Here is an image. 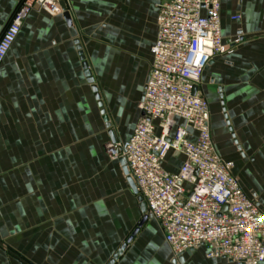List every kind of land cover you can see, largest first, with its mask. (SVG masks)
<instances>
[{
	"label": "crops",
	"instance_id": "crops-1",
	"mask_svg": "<svg viewBox=\"0 0 264 264\" xmlns=\"http://www.w3.org/2000/svg\"><path fill=\"white\" fill-rule=\"evenodd\" d=\"M19 1L0 0V33ZM159 2L68 0L70 25L63 14L46 11H32L23 22L0 66V264H108L123 245L118 236L112 239L102 208L89 206L92 199L80 187L74 164L78 143L98 139L96 120L105 127L102 144L110 141L109 130L115 140L129 138L139 120ZM235 15L241 19L232 21ZM220 23L223 39L238 37L239 43L232 54L210 61L200 90L209 104L217 153L233 163L241 188L264 212V0H221ZM98 61L101 74L93 69ZM99 75L115 78L113 94ZM209 95L216 97L220 117ZM105 116L113 127H106ZM94 151L88 153L92 162ZM183 162L182 155L169 153L163 168L175 173ZM108 168L115 179L122 175L118 190L126 185L142 214L124 163L112 161ZM119 200V208L128 204L125 196ZM144 225L113 264H233L206 259L204 247L175 259L159 225L141 231Z\"/></svg>",
	"mask_w": 264,
	"mask_h": 264
},
{
	"label": "built area",
	"instance_id": "built-area-1",
	"mask_svg": "<svg viewBox=\"0 0 264 264\" xmlns=\"http://www.w3.org/2000/svg\"><path fill=\"white\" fill-rule=\"evenodd\" d=\"M61 3L68 11V0L18 2L0 34V66L27 16L62 15ZM220 8L221 0H160L140 118L129 138L107 141L104 151L109 160L124 163L175 259L204 247L208 260L264 264V212L241 188L233 163L217 153L200 90L210 61L232 54L239 43L238 37L223 39ZM169 153L184 157L175 173L163 168Z\"/></svg>",
	"mask_w": 264,
	"mask_h": 264
},
{
	"label": "rangeland",
	"instance_id": "rangeland-1",
	"mask_svg": "<svg viewBox=\"0 0 264 264\" xmlns=\"http://www.w3.org/2000/svg\"><path fill=\"white\" fill-rule=\"evenodd\" d=\"M94 56L96 57V54ZM93 64H94L93 66H95L93 68L95 73H97L98 71V74L99 73L101 74L103 71H100V69L103 67L99 63V61L98 63L95 62ZM92 78L94 79V77ZM210 78H211V74L207 70L203 77V81L205 85L207 84ZM114 79H115L114 77H107V76L105 77V75L103 76L99 75V77L97 78V80L100 82L102 87L107 89V91L110 90L112 94L113 92H115ZM132 82H133L132 84L135 85L134 84L135 81H133V79ZM209 102L211 107L213 108L212 109L213 114L215 113L220 117V109L216 97L209 95ZM109 123H110V128L113 127L112 122L109 121ZM103 125L104 124L101 122V119L96 120L95 136H97L98 139L99 136L104 137L106 133L105 127ZM98 139L92 137V139H89L88 141L78 143L79 155L77 158H79V162L78 164L77 163L74 164V168L75 166L77 167L76 171L78 177L80 178V187L85 188L86 189L85 192H88V195H90V199H92V205L89 206H93L94 208H102V214H103L102 219L106 224L111 225L112 233L110 234L112 235V239L118 236L119 240H122L124 244V241L136 228L138 222L143 216L142 215L143 213L142 214L140 213L136 199L131 194V192L129 191L126 185L122 186L123 191L118 190L116 182L117 181H120L121 183L123 182L122 175L120 180L115 179V177L112 176V172L109 175L108 172L110 169L108 167L111 166L112 161L109 160L107 155L105 154L104 144H102L103 140L99 141ZM68 144L70 146V143ZM91 149L93 150L95 149L94 151L95 156L93 157L94 158L93 162H92V158L88 155ZM64 150H68V148H64ZM72 150L74 153L75 150L74 145L72 147ZM66 158L67 155L63 157V160H66ZM73 159H74V155H73ZM74 168L73 171L75 172ZM122 184H124V182ZM123 196L128 198V204L126 203L125 207L120 206L119 208L118 206H116V201H120L119 199H121ZM146 229L158 230L156 221L153 220L147 222L144 225V227L141 229V231H144Z\"/></svg>",
	"mask_w": 264,
	"mask_h": 264
},
{
	"label": "water",
	"instance_id": "water-1",
	"mask_svg": "<svg viewBox=\"0 0 264 264\" xmlns=\"http://www.w3.org/2000/svg\"><path fill=\"white\" fill-rule=\"evenodd\" d=\"M60 7L63 11V17L66 21V23L68 25L71 24V18H70V14L69 12L67 11V8H66V5L64 3H61L60 4ZM80 56H81V60H82V66H83V69L85 71V76L87 78V82L89 84H91V90H92V93L94 95V99L97 101L98 105L100 107H102V103H101V100H100V94L98 92V88L97 86L94 84V79L92 78V75H91V72L88 68V65L84 59V56L82 55V52H80ZM221 105L223 106V102H220ZM222 111L224 112V108L222 107ZM101 112L104 113L105 111L103 109H101ZM224 117H226V115L224 114ZM104 121L106 122V127L107 128H110V124L108 123V118L105 116L104 117ZM108 136H109V140L111 142H114L115 141V138L113 136V133L111 130L108 131ZM236 143V141L234 142ZM128 183L130 185V188L132 189V191L136 194V190H135V187L132 183V181L130 179H128ZM137 201L139 203V207H140V210L141 212L144 214L143 218L141 219V221L138 223L136 229L133 231V233L131 234V236H129L127 238V240L125 241V243L120 247V249L118 250V252L114 255V257L109 261L108 264H113L114 261L117 259V257L122 253V251L126 248V246L131 242L132 238L137 234V232L139 231V229L145 224V222L149 219V217L146 215V207L142 201V199L140 197L137 198Z\"/></svg>",
	"mask_w": 264,
	"mask_h": 264
}]
</instances>
